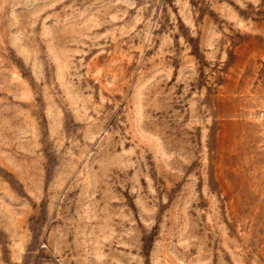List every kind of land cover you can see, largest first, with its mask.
I'll return each instance as SVG.
<instances>
[{"label": "rangeland", "instance_id": "obj_1", "mask_svg": "<svg viewBox=\"0 0 264 264\" xmlns=\"http://www.w3.org/2000/svg\"><path fill=\"white\" fill-rule=\"evenodd\" d=\"M0 264H264V0H0Z\"/></svg>", "mask_w": 264, "mask_h": 264}]
</instances>
